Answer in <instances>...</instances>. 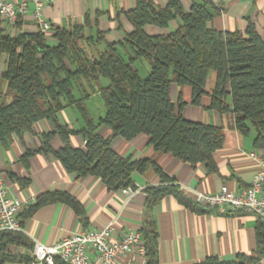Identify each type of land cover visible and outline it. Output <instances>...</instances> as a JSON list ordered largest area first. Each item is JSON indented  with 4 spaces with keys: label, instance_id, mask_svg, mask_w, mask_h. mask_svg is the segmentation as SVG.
Returning a JSON list of instances; mask_svg holds the SVG:
<instances>
[{
    "label": "trees",
    "instance_id": "trees-1",
    "mask_svg": "<svg viewBox=\"0 0 264 264\" xmlns=\"http://www.w3.org/2000/svg\"><path fill=\"white\" fill-rule=\"evenodd\" d=\"M219 10L208 0H191L185 8L180 0H168L164 7L154 0H137L135 6L122 12L131 30L122 39L108 42L98 28L87 35L89 16L70 30H57L55 44L43 33L22 32L10 36L0 20V53L7 56L0 78L6 92L0 101V144L7 147L13 136L30 132L34 123L48 119L54 129L41 135L37 151L52 156L66 171L79 178L97 176L107 190L131 185L133 172L148 167L168 181L159 166L147 158L131 160L112 149L114 137L132 140L140 134L148 137L156 151L171 153L178 159L196 164H211L212 152L224 138L222 126L194 122L183 117L182 89H190L193 105H200L207 95V108L229 116L231 125L241 132L251 125L254 143L264 141V37L249 21L244 33L221 31L208 26ZM98 15V13H97ZM178 20L168 33L151 34L146 26L166 28ZM19 23V22H18ZM145 61L149 71L141 77L135 63ZM213 73V86L206 83ZM179 90L171 99L172 86ZM100 96L103 113L92 116L86 101ZM72 106L79 115L80 127L60 123L57 113ZM105 125L106 136L96 133ZM78 136L83 146L73 145ZM60 146H51L53 138ZM29 154V153H27ZM21 182V185L27 182ZM147 216L141 235L146 248L147 264H157V231L149 215L152 206L166 194H172L182 205L201 209L174 185H156L146 189ZM62 201L84 220L78 201L62 192H45L37 204ZM254 253L238 254L221 261L208 257L195 264H253L264 254V220L257 219ZM29 246L20 231H0V264L12 259L9 246ZM55 264H64L55 259Z\"/></svg>",
    "mask_w": 264,
    "mask_h": 264
},
{
    "label": "crops",
    "instance_id": "crops-1",
    "mask_svg": "<svg viewBox=\"0 0 264 264\" xmlns=\"http://www.w3.org/2000/svg\"><path fill=\"white\" fill-rule=\"evenodd\" d=\"M136 1L53 0L43 8L45 18L52 26L51 31L44 34L46 40L55 44L53 35L57 30H70L75 25H81L85 15H88L90 26L86 29L87 35L95 34L98 28L108 42L118 41L125 32L131 30L122 12L133 8ZM167 1L154 0L160 7H164ZM190 1L180 0L185 8L190 6ZM208 1L219 10L208 26L221 31L244 33L250 21L258 34L264 37V0ZM18 22L14 29H8L10 36L38 31L31 8ZM177 24L178 20H175L166 28L146 26L145 29L151 34L168 33ZM4 32L7 34L5 28ZM6 59L7 56L0 53V73L5 68ZM213 80L214 75L211 73L206 83L207 90L212 88ZM178 90L175 85L172 86L170 96L173 101L177 100ZM5 92L6 82L0 78V101ZM181 94L185 102L181 113L185 119L223 128V143L212 152L210 165L206 162L191 164L171 153L156 151L144 134L132 140L114 137L110 143L113 150L131 160H151L168 178L165 182L161 181L151 166L143 172H133L131 185L112 191L107 190L97 176L75 177L52 154L37 151L41 135L54 129V123L48 119L37 121L31 131L21 137L13 136L7 147L0 144V174L8 194L19 198L27 195L34 197L33 202L18 214L22 227L20 232L27 237L30 245L9 246L8 252L12 259L3 264H35L34 243H52L82 229H99L107 223H112L115 238L128 231H141L147 216L145 189L150 186L174 185L193 202L196 192L214 193L222 186L239 191L250 186L258 164L249 153L256 152L264 157V141L260 145L254 143L256 131L251 125H248L246 133L241 132L231 125L229 116L208 109L207 95L201 98L200 105H193L190 103L189 88H183ZM97 95L93 94L86 101L91 115H98L92 114L93 111L103 109L102 103L94 110L90 104ZM75 111L72 106H68L57 113V119L60 123H75L78 128L81 123ZM96 133L106 136L109 129L102 125ZM71 143L83 146L78 136H74ZM60 144L57 137L51 141L54 149ZM20 181L27 183L21 185ZM45 192H62L75 198L83 210L84 220L65 202L46 201L37 204L39 196ZM197 206L201 209L192 210L182 205L172 194H166L152 206L149 215L157 231V264H195L208 257L227 261L238 254L254 253L257 216L243 210L220 213L215 209ZM261 219L264 220V215ZM253 264H264V254Z\"/></svg>",
    "mask_w": 264,
    "mask_h": 264
},
{
    "label": "built area",
    "instance_id": "built-area-1",
    "mask_svg": "<svg viewBox=\"0 0 264 264\" xmlns=\"http://www.w3.org/2000/svg\"><path fill=\"white\" fill-rule=\"evenodd\" d=\"M53 0H0V19L9 35L19 18L29 8L37 27L43 34L52 26L43 14L44 6ZM249 155L257 162L258 169L250 186L239 191L222 186L214 193L196 192L194 202L220 213L243 210L258 218L264 215V157L256 152ZM34 197L10 196L0 174V231H21L20 211L32 203ZM113 225L107 223L99 229H82L52 243H34L35 264H147L146 248L141 231H128L121 237H113Z\"/></svg>",
    "mask_w": 264,
    "mask_h": 264
},
{
    "label": "rangeland",
    "instance_id": "rangeland-1",
    "mask_svg": "<svg viewBox=\"0 0 264 264\" xmlns=\"http://www.w3.org/2000/svg\"><path fill=\"white\" fill-rule=\"evenodd\" d=\"M135 67L138 69V72H139V74H140L141 77H145L147 75L148 71H149V65L145 61H138V62H136L135 63ZM184 88H186V87H184ZM99 103H102L99 95L95 96L90 101V104H92L93 110L94 109H97V106H99L98 105ZM67 111H69V109ZM75 113H76V116L79 118L78 113L76 111H75ZM102 113H103V109H102V111H100L99 109H97V111H93L92 114L101 115ZM92 116H97V115H92ZM72 126H77V125H75V123H73Z\"/></svg>",
    "mask_w": 264,
    "mask_h": 264
}]
</instances>
